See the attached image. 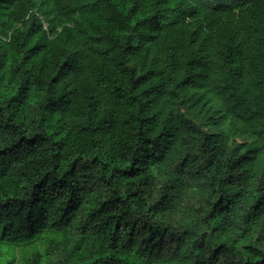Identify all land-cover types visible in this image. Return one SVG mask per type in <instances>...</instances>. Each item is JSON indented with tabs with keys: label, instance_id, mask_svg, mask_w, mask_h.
<instances>
[{
	"label": "trees",
	"instance_id": "16d2710c",
	"mask_svg": "<svg viewBox=\"0 0 264 264\" xmlns=\"http://www.w3.org/2000/svg\"><path fill=\"white\" fill-rule=\"evenodd\" d=\"M0 264H264V0H0Z\"/></svg>",
	"mask_w": 264,
	"mask_h": 264
}]
</instances>
